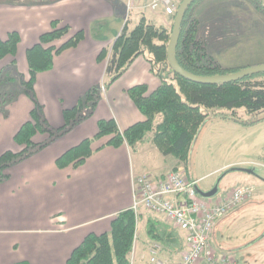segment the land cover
I'll use <instances>...</instances> for the list:
<instances>
[{"label":"crops","instance_id":"0c3cea01","mask_svg":"<svg viewBox=\"0 0 264 264\" xmlns=\"http://www.w3.org/2000/svg\"><path fill=\"white\" fill-rule=\"evenodd\" d=\"M150 1L138 0L137 6L144 7ZM254 1L249 5L243 0H198L195 3L197 35L205 36L211 52L219 53L226 48L216 43L220 34L235 36L242 31L245 38L240 36L230 42L240 46L226 49L230 53H244L249 56L247 59L255 55L263 60L258 63L264 62V45L258 48L241 46L242 39H247L245 43L264 44V10L257 0ZM127 10L126 0H0V37L5 38L10 30L19 32L14 60L16 70L24 76L28 73L25 51L37 41L41 32L50 28L51 19L67 23L70 33L82 30V38L76 45L62 49L54 55L49 69L35 74L33 89L49 125L61 126L64 109L81 102L93 87L97 91L94 106L91 107L89 100L82 103L80 112L85 116L67 132L5 169L7 177L0 180V264L24 260L33 264H63L86 234L109 230L115 214L131 206L134 176L146 172L158 179L176 164L173 157L165 166L159 165L156 157L160 150L152 140L151 131L133 147L126 142L118 146L107 144L108 136L95 138L91 143L92 153L80 165L70 163L59 167L56 164V158L68 148L85 137L94 136L99 119L113 118L120 130L144 119L127 89L145 83L146 93H150L159 84V77L153 70L155 66L148 60L149 54L136 56L117 78L106 84L109 52L104 58H97L99 51L103 47L110 48L119 35ZM141 15L152 22L138 9L135 21L131 25L127 21L128 28ZM154 15L160 17L161 13ZM256 17L260 18V24L253 20ZM153 23L166 28L171 26V21ZM230 28L236 29L231 33ZM3 61L0 81H4L2 70H6L11 57ZM12 79L17 82V78ZM17 89L15 97L6 103L5 111L0 109V155L6 150L17 152L22 147L14 140V134L28 118L32 101L22 92L21 84H17ZM160 118V114L156 115L155 121ZM45 138L44 133L33 136L34 141ZM147 138L153 142L151 146L144 145ZM134 150L138 151L136 156H133ZM227 164L233 162L223 166ZM189 175L194 180L199 178ZM147 215L152 214L141 209L140 222L146 236L138 248L136 241L134 243L139 257L137 264H149L148 259H144L150 241L145 231ZM131 263L135 264L133 260Z\"/></svg>","mask_w":264,"mask_h":264},{"label":"trees","instance_id":"16d2710c","mask_svg":"<svg viewBox=\"0 0 264 264\" xmlns=\"http://www.w3.org/2000/svg\"><path fill=\"white\" fill-rule=\"evenodd\" d=\"M197 1L194 0L188 6L181 21L175 46L176 61L184 69L199 75L225 74L240 69L241 67L224 66L215 59L207 49L206 40L197 35L198 20L194 14V5ZM256 2L264 10L261 0ZM172 16L174 18V14ZM171 27L156 25L141 15L131 28H128L127 22L124 24L110 48L103 47L99 51L98 59L104 58L109 52L106 63L108 79L105 84L117 78L139 54L148 53V60L152 66L157 64V67H162L164 72L157 71L156 67L153 68L160 82L150 93H146L145 83L135 84L127 89L129 97L143 114V120L120 130L113 118L99 119L94 136L83 138L56 158L59 167L70 163L73 166L80 165L92 153L91 143L95 138L108 136L105 142L107 144L118 146L126 142L133 147L151 131L152 140L159 150L165 155L172 154L176 158L173 169L179 165L186 168L191 144L207 116V107L242 106L249 113L264 109V71L218 83L194 82L174 72L168 65L166 54ZM82 35V30L70 33V26L67 23L59 19H51L50 28L41 32L37 41L25 51L27 76L17 72L16 76L9 74L5 77V80L9 81L14 77L17 78L22 92L32 101V108L28 118L21 123L14 134V140L22 145L21 149L17 152L6 150L0 155V180L7 177L5 173L7 167L61 136L77 120L85 116L80 112L82 103L89 100L91 107L94 106V96L97 92L95 87L84 94L81 102L63 110L64 123L61 126L52 127L46 120L43 106L37 100L33 89L36 72L49 69L54 55L66 47L76 45ZM57 40L61 42L57 44L55 42ZM19 41L20 34L17 30L8 31L5 38L0 37V60L11 57L6 70L15 69L14 56ZM15 95L11 91L4 93L0 99V109L5 111L6 103ZM90 109L92 111L93 108ZM158 114L161 118L156 122L155 117ZM256 119L257 117L252 120ZM36 133H44L46 138L42 141H34L33 136ZM147 212L152 214L147 215L145 227L149 240L161 245L162 254L179 256L185 247L183 234L157 213ZM139 214L141 215L140 211ZM135 228L134 210L131 207L122 209L111 219L109 230L86 234L72 249L63 264H131ZM12 264L33 263L24 260Z\"/></svg>","mask_w":264,"mask_h":264},{"label":"rangeland","instance_id":"374dc122","mask_svg":"<svg viewBox=\"0 0 264 264\" xmlns=\"http://www.w3.org/2000/svg\"><path fill=\"white\" fill-rule=\"evenodd\" d=\"M141 1L147 3L148 0ZM243 1L246 5L254 4V0ZM126 3L129 6L126 16L129 25L135 21L138 9L139 12L141 10V13L148 16L152 22L163 23L165 21L166 23L171 21L172 23L173 21L172 15L165 13L160 7L151 9L146 4L144 7H140L137 6L138 0H126ZM252 10L254 11V9ZM158 12L161 13L160 17L154 15ZM253 20L258 22L257 24L261 23L258 17ZM96 26L95 24L94 27ZM246 27L245 25L244 28ZM235 29L230 28L228 31L233 33ZM242 33L241 31L239 35L235 36H233L234 34L228 36L226 33H222L218 36L216 43L219 47H238L240 45L230 44V42L235 38L242 37ZM206 34L208 35V33ZM245 37L243 36L242 38ZM203 39H205V36ZM61 40L55 42L59 44ZM246 40H241L243 43L241 46L244 48H258L264 45L258 42L254 44L253 41L245 43ZM226 48L222 52L213 53L209 49V44L207 45L210 54L227 67H245L249 65L244 64L246 62L256 64L259 61H263L255 55L247 59L248 55L230 53ZM225 61H231L230 63L232 64H225ZM4 62L3 59L0 60V64ZM155 67L158 69L157 71L164 72L161 69L162 67H157V64ZM17 72L16 68L7 69L3 72L4 77H2V80L4 81H0V99L4 93L9 91L13 94L18 93V80L17 82L14 81V83L5 80L7 75L14 74L16 76ZM170 75L172 77V74ZM206 111L207 116L201 124L189 150L188 172L185 170L183 173L189 177H191L189 174L195 178L199 177L196 185L204 190L212 188L218 182V191L216 195L214 194V197L237 186H247L252 189L249 197L239 203L231 212L215 220L210 240L216 249L230 251L242 264H264V109L249 113L242 106L237 108L207 107ZM256 117V120H252ZM152 143L151 139L148 138L144 141V145L147 146H151ZM137 153L138 151L135 152L134 150L133 156H136ZM152 153L155 154L154 151ZM173 157L172 154L165 155L161 151H157L156 160L160 166H165L167 161ZM228 162H233V164L223 166ZM244 168H253L254 170L253 172H248ZM138 222L136 230L137 248L143 243L146 236L140 219ZM162 256L167 259L169 264L178 257L177 255L169 256L165 253ZM138 259L139 257L133 246L131 260L137 264ZM144 259H148V252H145Z\"/></svg>","mask_w":264,"mask_h":264},{"label":"built area","instance_id":"2783aa9c","mask_svg":"<svg viewBox=\"0 0 264 264\" xmlns=\"http://www.w3.org/2000/svg\"><path fill=\"white\" fill-rule=\"evenodd\" d=\"M180 0H152L154 9L161 5L172 14ZM182 168L172 169L163 177L151 178L147 173L132 179L135 214L140 207L164 216L165 220L182 231L185 247L179 258L170 264H241L237 258L216 250L210 240L215 220L231 212L251 194V188L237 186L225 196L203 197L195 186V180L183 173ZM158 242L149 244L150 264H169L160 254Z\"/></svg>","mask_w":264,"mask_h":264},{"label":"water","instance_id":"95a60500","mask_svg":"<svg viewBox=\"0 0 264 264\" xmlns=\"http://www.w3.org/2000/svg\"><path fill=\"white\" fill-rule=\"evenodd\" d=\"M193 1L194 0H181L177 9H176L175 15H174L172 28H171V32H170L169 39L167 42V47H166L167 62H168L169 67L174 72H176L180 76H182L188 80L194 81V82L218 83V82L232 81V80L238 79V78L245 76V75H248V74L264 71V63L249 65V66L242 67L238 70H235V71H232L229 73L216 74V75H199V74L192 73V72L184 69L182 66H180V64L176 61V58H175V46H176V42L178 40L179 31H180V24H181V21L183 19L184 13H185L186 9L188 8V6ZM261 2L264 5V0H261ZM244 170H246L248 172H253L254 169L253 168H244ZM196 190L202 196H212L218 191V182L210 189L203 190V189L199 188L198 186H196Z\"/></svg>","mask_w":264,"mask_h":264}]
</instances>
